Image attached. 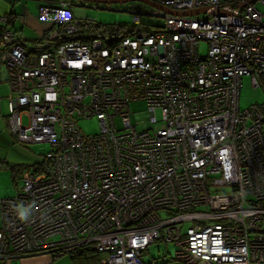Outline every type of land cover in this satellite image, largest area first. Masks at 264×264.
I'll return each instance as SVG.
<instances>
[{"label":"built area","instance_id":"2783aa9c","mask_svg":"<svg viewBox=\"0 0 264 264\" xmlns=\"http://www.w3.org/2000/svg\"><path fill=\"white\" fill-rule=\"evenodd\" d=\"M151 1L207 11L154 8L162 23L150 31L55 45L80 30L71 2L54 0L39 11L51 23L42 51L0 16L11 134L51 146L1 200L0 262L91 246L101 264H143L163 240L182 264H264V100L240 107L243 76L264 90V0ZM139 100L147 115L134 124ZM94 116L101 130L87 134L79 120Z\"/></svg>","mask_w":264,"mask_h":264},{"label":"rangeland","instance_id":"374dc122","mask_svg":"<svg viewBox=\"0 0 264 264\" xmlns=\"http://www.w3.org/2000/svg\"><path fill=\"white\" fill-rule=\"evenodd\" d=\"M14 4V11L17 14L18 21L25 22V29L31 33V38L38 37L36 47L42 48L49 45L46 37L45 30L47 31L51 24L48 22H42L38 18L40 6L45 3H49V0H10ZM78 2V1H77ZM259 8L264 7L260 4ZM77 13V17L80 20L86 18L94 19L101 24H133L134 14H143V20L152 24H161L162 20L156 16H151L154 11V7L143 1H128L124 3H91V2H79L74 7ZM203 17H207L203 15ZM18 22V23H19ZM38 27L35 29V27ZM27 44L31 45V49L34 45L30 40H27ZM208 43L202 41L200 43L201 55H207ZM264 100L263 88H255L252 85L251 76L245 75L242 79V88L240 94V107L245 109L255 102H261ZM131 121L137 122V117L146 118L147 103L144 100H139L131 103ZM137 115V117H136ZM160 117V112H158ZM138 122V129H147L151 127V123L148 120H141ZM24 123H27V117H24ZM117 124L121 125V120H117ZM162 122L159 121L154 127H162ZM79 125L83 131L87 134H96L101 130V125L98 119L94 116L91 118L80 119ZM14 145L12 148H10ZM10 146L9 150L5 149L4 153L0 157L2 159L0 163V228L2 226V211L1 200L9 197H15L19 190L22 188V175L25 171H33L34 167L42 164L45 161L46 154L50 151L51 146L49 143H35V144H20L15 141L13 144H6ZM21 166L22 171L17 169V175L13 177L12 167ZM160 216L167 217L170 212L161 210ZM189 223L185 222L181 224L182 229L185 231ZM175 244L173 242L157 241L151 244L145 251V259H150L149 252H175ZM175 260V257H174ZM18 261V260H17ZM16 261V262H17ZM68 261L67 256L61 258L60 263H66ZM176 261V260H175ZM178 262V261H176ZM179 263V262H178ZM180 264V263H179Z\"/></svg>","mask_w":264,"mask_h":264},{"label":"crops","instance_id":"0c3cea01","mask_svg":"<svg viewBox=\"0 0 264 264\" xmlns=\"http://www.w3.org/2000/svg\"><path fill=\"white\" fill-rule=\"evenodd\" d=\"M19 1V0H17ZM54 0H49V2ZM14 4L10 0H0V16L6 15L9 12L14 11ZM15 12V11H14ZM80 21V19H77ZM17 14L15 13V19L9 25V27L13 29H18L23 33V45L26 49L30 51H42L44 47L37 48L36 44L39 42V38H31L30 31L28 32L25 27V22H19ZM38 27L36 26L35 29ZM27 40L32 42L33 48L31 49V45L27 44ZM12 94L11 86L8 80V72L6 65L0 60V157L4 153V150H9L14 145L6 146V144L15 143V139L11 134L9 124H8V115H9V106L8 101L9 97ZM10 147V148H9ZM2 160V159H0ZM2 227V226H1ZM148 255L150 259H145L143 255V259L145 264H179L174 260V252H149ZM61 258L53 259L49 254H39L34 256H28L24 259H15L12 260L11 264H73L72 260L67 256L68 261L65 263H60ZM18 260V261H17ZM17 261V262H16ZM0 264H6L0 262Z\"/></svg>","mask_w":264,"mask_h":264},{"label":"trees","instance_id":"16d2710c","mask_svg":"<svg viewBox=\"0 0 264 264\" xmlns=\"http://www.w3.org/2000/svg\"><path fill=\"white\" fill-rule=\"evenodd\" d=\"M68 1L71 2V5H72L71 10L73 12L75 19L77 20L78 17H77V13H76V10L74 7L77 6V3L83 2V1L82 0H68ZM42 5H44V4H42ZM39 11H40V9H39ZM4 16H7L9 19L14 20L15 19V12L14 11L9 12L8 14H6ZM142 16H143V14H142ZM38 18H39V13H38ZM13 20H12V22H13ZM39 20L42 21L40 18H39ZM42 22H46V21H42ZM48 23H50V22H48ZM78 24H79V30L80 31L77 34H74L70 37L63 35L61 38L57 39L55 45L60 44V43L67 41V40H81L84 42H88V41H91L95 38L105 39V42H107V43H115L118 40H120L121 38H124L126 36L131 35V34H134L137 31H150V30H152L151 29L152 24L144 21L143 17H142L141 24H134V23L133 24H101V23H98L96 20L89 19V18L78 21ZM14 30H18V29H14ZM50 31H51V28H49L47 31L45 30L46 39H47V35ZM46 49H50V46H48V45L44 46L43 50H46ZM1 162L2 161L0 160V163ZM43 164H44V162L42 164L35 166L34 169L38 170L39 168H41V165H43ZM22 168L23 167H21V166L12 167L14 178L17 175V173H16L17 169L22 171L23 170ZM158 241H163V240H158ZM49 255H51L53 259H58L55 257V254H53V253H51ZM143 255H144V252L142 254V262H143V264H145V261L143 259ZM65 256H68L72 260L73 264H101V260L103 258L101 252L93 250V248L91 246H84L80 252H77L74 255L67 254ZM62 257H64V256H62ZM174 257H175V252H174ZM180 264H182V263H180Z\"/></svg>","mask_w":264,"mask_h":264},{"label":"water","instance_id":"95a60500","mask_svg":"<svg viewBox=\"0 0 264 264\" xmlns=\"http://www.w3.org/2000/svg\"><path fill=\"white\" fill-rule=\"evenodd\" d=\"M82 1L91 2V3H104V4L124 3V2H128V1H143V2L151 5L154 8L161 9V10L166 11L168 13L178 14V15H185V16L198 15V14H200L202 12L207 11V8L190 9V10H185V11H176V10H173V9H170V8H167V7H162L158 3L154 2V1H151V0H82ZM212 12L219 13V11H217V10H212Z\"/></svg>","mask_w":264,"mask_h":264}]
</instances>
